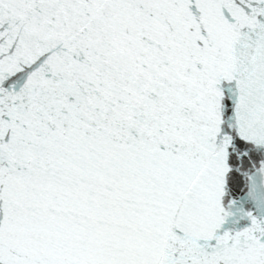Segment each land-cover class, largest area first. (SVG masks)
<instances>
[{
    "label": "snow or ice",
    "instance_id": "obj_1",
    "mask_svg": "<svg viewBox=\"0 0 264 264\" xmlns=\"http://www.w3.org/2000/svg\"><path fill=\"white\" fill-rule=\"evenodd\" d=\"M0 264H264V0H0Z\"/></svg>",
    "mask_w": 264,
    "mask_h": 264
}]
</instances>
